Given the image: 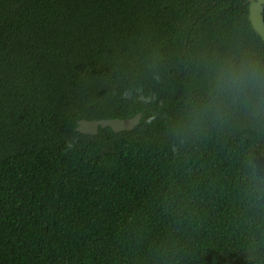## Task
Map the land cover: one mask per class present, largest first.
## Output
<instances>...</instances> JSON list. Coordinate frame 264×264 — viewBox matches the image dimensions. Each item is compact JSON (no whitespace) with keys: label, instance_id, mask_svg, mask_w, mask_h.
Segmentation results:
<instances>
[{"label":"trees","instance_id":"1","mask_svg":"<svg viewBox=\"0 0 264 264\" xmlns=\"http://www.w3.org/2000/svg\"><path fill=\"white\" fill-rule=\"evenodd\" d=\"M248 5L0 0V264H264Z\"/></svg>","mask_w":264,"mask_h":264},{"label":"water","instance_id":"2","mask_svg":"<svg viewBox=\"0 0 264 264\" xmlns=\"http://www.w3.org/2000/svg\"><path fill=\"white\" fill-rule=\"evenodd\" d=\"M264 0H249L248 19L256 34L264 41ZM141 113H135L130 117L107 119H78L75 130L82 134H96L98 127H110L114 132L130 130L140 120Z\"/></svg>","mask_w":264,"mask_h":264}]
</instances>
